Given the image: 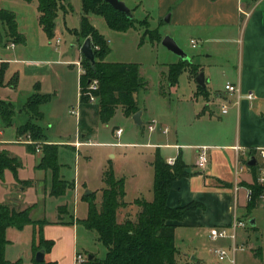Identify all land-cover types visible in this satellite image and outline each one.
Here are the masks:
<instances>
[{
	"label": "crops",
	"instance_id": "obj_1",
	"mask_svg": "<svg viewBox=\"0 0 264 264\" xmlns=\"http://www.w3.org/2000/svg\"><path fill=\"white\" fill-rule=\"evenodd\" d=\"M140 1L131 0L133 5L138 4ZM155 6L158 16L170 15V24L173 26L175 33L169 36L174 38L183 50L188 42L195 48L192 44L193 41L196 42V47L199 46L203 50L196 53L195 62L194 60L192 62L191 57L188 61L200 66L198 75L204 72L206 88H202L197 84L196 77L198 75L192 76L187 71L191 80L195 81L197 90L193 92L190 98L179 102L181 107L178 109L177 115L173 114L171 107H169V113L159 116L158 119L153 118L148 121L147 126L152 122H157L158 128L154 132L148 131V141L146 143L140 144L137 141L122 142L120 139L124 137V131L120 137L117 136V131L122 128L113 130L118 142H109V144H117L119 147L141 146L153 150L149 160L143 162L146 167L144 169L146 176L139 178V175H134L136 194L142 196L141 185L146 182L148 198L140 199L136 197L132 202H126L128 191L125 180L124 202L128 206L118 211V222L123 223L128 218L136 219L141 211V208L135 204L137 200L147 202L154 200V162L158 155L167 163L169 159H173L175 162L181 160L186 165L188 176L173 183L167 198V205L172 209L190 205H194L195 208L186 211L181 220L168 222L175 227L176 256L181 254L182 257L187 258V255H189L188 258L191 256V260H196V256L200 252L199 248H203V239L207 238L211 246L209 254L213 255L212 264H221L220 259L217 258L219 261L214 259L216 249H212L215 248L214 244L219 240L213 241L211 239L210 230L214 227L230 226L235 218L244 221L246 217L251 215L253 210H249L248 190H250V186L256 183L261 169H264V161L250 153L254 148H264V0H155ZM60 13L61 11L59 12L57 25L60 18H62ZM14 14L18 33L23 39L21 43L26 44V29H24L25 27L21 28L18 15ZM38 14L39 21V11ZM57 32L56 27V35ZM159 34L164 38L161 33ZM53 44H56V42L54 41ZM17 46L12 50L3 49L1 51L2 61L0 63L6 64L7 69L3 83L0 84V100L12 103L16 113L10 126L0 125V147L11 158L17 159L20 166L17 169V175H14L11 170H6L3 176L0 177V206H9L16 211L32 208L30 216L33 221L45 220L48 222L43 228V236L46 240H58L57 230L70 235L67 250L62 254V257L56 254L58 244L55 243L52 250L45 253V261L62 264L60 263L61 260L68 258L66 262L76 264L77 254L84 255V253L79 252L78 248V221L81 219L73 215L72 219L74 218L75 221L63 220L62 215L60 216V208H65V206H62L58 209L55 220L48 221L46 217V200L54 198L50 195L52 187H49V183L53 185V173L51 170L39 168L43 157V146L47 144L58 145L59 162L60 149L68 148L71 151L79 152L82 147L89 146L85 143L88 141L93 142L98 127L104 126L106 123L101 120L96 108L93 111L88 105L81 106L80 75L78 84L80 116L77 121V140L71 141L50 137L49 129L46 127L49 124L50 113L45 108L43 109V106L50 104L52 98L47 94L48 90L43 84L35 83L30 93L25 96L21 109H17L13 96L23 94L20 90L22 69L20 65L30 64L29 61L21 59V55H18L19 57L11 55V52L16 50ZM73 47L75 48V45ZM58 52L59 57L56 63L60 66L62 72L74 71L76 67L74 62L83 57L80 48L72 55L63 53L61 50H58ZM233 54L236 56L235 61L230 58ZM178 59V61L168 65L167 68L183 61L179 57ZM204 59L207 61L206 63ZM218 73L224 79L223 89L212 87L213 79ZM227 83L240 87L242 93L240 100L226 92L225 85ZM57 84L59 88L66 87L64 80L58 81ZM162 87L163 93L167 94L166 87H169L172 92L177 85L171 86L169 82L165 85L164 82ZM144 88L146 86L141 89ZM249 93L254 95L253 100L246 98ZM35 94L50 97L48 103L39 107V116L33 115L27 108L30 99ZM60 94H64V91ZM201 97L203 98L202 101H200ZM63 102L67 107L72 106L70 101L65 98ZM120 107L125 116L122 106H119L117 110ZM72 110L75 109L73 108L67 112L71 116H75L71 113ZM138 112H142V125H137L133 120V116ZM136 113L130 117H125L130 119L133 125L146 128L143 123L145 112L137 107ZM30 120L45 131L48 138L45 144L39 141L35 144L23 141V135L20 134L19 129ZM165 128L168 129L167 133L163 132ZM10 131L15 137L4 139L5 134ZM93 143L99 144L97 142ZM29 145L35 148V152L28 149ZM37 147H39V151H37ZM200 147H208L209 153V161L203 169L197 166L198 149ZM35 153L40 155L37 162L31 157ZM250 157L255 158L257 161L256 166H248ZM114 173L116 178L124 179V177L117 175L116 171ZM61 179L66 181L63 178ZM103 184V188L100 189V201H96L98 207L102 202L103 189L106 188L104 181ZM94 193L92 192V194ZM125 209L130 211L126 212L122 218ZM63 212H66V208L63 209ZM250 222H254L252 226L255 227L256 219H251ZM29 227H32L35 232L38 231V227L35 228L31 225L26 226L24 230ZM12 230L17 229L9 228L7 239ZM238 234L236 245L245 247V239H241ZM238 237L240 242H238ZM179 240H187L194 246V249L181 252L183 242ZM9 242L11 241L9 240ZM230 242V245H233L231 240ZM11 244L12 242L9 243V245ZM9 245L5 250L6 259ZM239 250L233 253L235 264H237L236 255ZM34 253H26L25 258H32L33 260ZM253 253L255 257L262 258L261 249H253Z\"/></svg>",
	"mask_w": 264,
	"mask_h": 264
},
{
	"label": "rangeland",
	"instance_id": "obj_2",
	"mask_svg": "<svg viewBox=\"0 0 264 264\" xmlns=\"http://www.w3.org/2000/svg\"><path fill=\"white\" fill-rule=\"evenodd\" d=\"M121 1L133 10V15L136 18L134 28L126 32L113 31L109 29L105 20L98 16H92V24L109 41L110 53L106 57L107 62L136 64L139 66L140 79L146 83V88L139 90L136 100L137 107L145 112L143 123L146 128L133 125L132 121L123 115V110L120 107L109 122L104 124V126L98 127L96 130L97 134L93 138V142L99 144L95 143L94 145L82 147L79 152L71 151L68 148L60 149V176L68 183H75V187H68L63 196L46 200V217L48 221L55 220L57 211L62 206L66 208V212L62 215L63 220L75 221L74 218L72 219L73 215L81 219L78 221V248L80 253H84L83 256L87 260L90 255H95L99 260H103L106 255V248L99 242L97 233L88 230L82 223L87 218L90 203L89 199H85V194L88 191L95 192V202L100 201V189L104 186L102 180L103 174L112 169L114 172L116 171L117 175L124 177L128 191L125 199L126 202H132L136 197L140 199L148 198L146 182L141 185L142 196L136 194L134 175H139V178L146 176L144 170L146 167L143 165V162L149 160L153 150L141 146L119 147L117 144H109V142H118L113 134V130L115 128L123 129L124 137L120 139L122 142L137 141L140 144L146 143L148 141V121L153 118L158 119L161 115H166L169 113V107H171L172 113L177 115L178 109L181 107L179 102L190 98L193 92L197 90L195 81L191 80L187 71H183L179 76L176 89H173L171 92L170 88L166 87L167 94L163 93L162 83L165 82V85H167L169 82L167 79L169 68L167 67L179 59L162 45V41L152 42L151 37H157L152 33L156 30L164 37L175 33L170 22L165 21L168 14L164 17L158 16L155 0H141L136 5H133L131 0ZM69 3L73 6L74 11L68 14H64V12L60 13L62 18L58 22V32L55 35V38L60 39L59 45L53 44L56 40L50 41L40 27L37 1L27 3L24 0H1L0 6L3 9L16 13L21 28L25 27L24 29H26V44L15 43L18 46L16 50L11 52V55H14V57L21 55V59H25L30 63L28 65H20L22 68L20 90L23 94L13 96L14 104L17 109H21L25 96L33 89L32 86L35 83L43 84L48 90L47 94L52 98L50 104L48 103L43 106V109L45 108L50 113L49 124L46 125L49 129L50 137L75 141L78 138L77 121L79 117L71 116L67 111L73 108L77 110L78 108L79 71L75 65L74 71L62 72L60 66L56 63L59 57L58 50L72 55L78 48L81 51V47L85 42L74 31L80 28L81 17L83 15L82 1H66L65 7H68ZM4 33L5 31L0 24L1 40ZM74 45L75 48L73 47ZM184 51L191 57L192 62L193 60L195 62L196 53L203 50L199 46L193 48L188 42V45L184 46ZM235 57L234 54L230 56L231 59ZM82 59L77 61H81ZM204 62L206 63L207 61L204 59ZM2 67L7 69L6 64L0 63V69ZM60 80H64L66 87H58L57 82ZM212 87L214 89H223L224 79L219 73L215 75ZM58 89L60 90L59 93ZM62 91H64V94H60ZM64 98L69 100L72 106L67 107L63 102ZM202 100L203 98L200 99V101ZM100 102L101 98H98L96 102L89 104L88 107L94 111V108L100 106ZM28 122L35 124L31 120ZM3 123L4 121L0 116V125H4ZM35 125L37 127L35 132L20 133L23 135V141L31 140L33 144L39 141L45 144L48 139L45 131L38 124ZM12 137H15V135L10 131L8 134H5L4 139H12ZM2 152L5 151L0 147V154ZM31 157L37 162L40 155L39 153H35ZM258 179L256 183L264 186V183L261 184ZM49 185V187H52L51 183ZM257 204L259 206L252 211L250 216L244 219L247 225L246 229H239L237 231L241 239H245L246 242L243 251L239 250L236 255L237 264H264V200L260 197ZM128 211L130 210L125 209L123 211L122 218ZM251 219H256L255 227L250 224ZM57 235L58 240H54V244H58L56 254L62 257V254L67 250L70 235L61 233L60 230L59 232L57 230ZM34 236L35 230L32 227L22 232L12 230L8 238L12 244L8 247L7 260L13 263L21 260L22 264H34L33 260L36 257L33 244ZM203 240V248H199L200 252L197 254L196 260H191V256L188 258L189 255H187V258H184L181 254H177L174 264H212L211 259L213 255L209 254L211 249L210 241L207 238ZM181 242H183L181 252L194 249V246L187 240H182ZM238 242H240L239 237ZM230 244V240H219L216 242L214 244L215 248L212 249H224L228 252V257L219 261V257L214 255V259L218 260L221 264H232L231 259L234 258V255L232 245ZM253 249H261L263 253L262 258L255 257ZM26 253H34L33 260L32 258L26 259ZM66 261H68V258H63L60 263L69 264ZM84 264H87V261Z\"/></svg>",
	"mask_w": 264,
	"mask_h": 264
},
{
	"label": "trees",
	"instance_id": "obj_3",
	"mask_svg": "<svg viewBox=\"0 0 264 264\" xmlns=\"http://www.w3.org/2000/svg\"><path fill=\"white\" fill-rule=\"evenodd\" d=\"M1 1V0H0ZM32 3L34 0H24ZM69 0H37L38 11L40 13L39 23L48 39L52 40L56 35L57 19L59 12L68 14L74 11L69 3L65 7V2ZM83 15L81 17L80 28L75 30V34L86 40L91 39L95 53L96 64H92L83 57L82 64L86 71L80 78L81 106L91 104L89 98L84 94L89 83L98 80L100 83L95 96L101 98L100 106L96 108L97 114L104 123L113 118L119 106L124 108V114L130 117L137 112L135 95L139 89L145 87L139 75V66L136 64H116L106 62V57L110 53L107 39L92 24V16H98L105 20L109 29L118 32H126L136 25V18H130L126 14L115 10L104 0H81ZM0 24L5 33L0 39V47L5 49L10 42L19 44L23 41L18 33V26L15 14L0 6ZM152 32L157 37H151L152 42H161L162 36L157 32ZM149 34V33H147ZM183 71H188L192 76H197L200 66L189 61H181L178 64L169 66L167 79L171 86H176L179 76ZM6 68L0 69V84H2ZM50 101L49 96L35 94L27 105L28 110L39 116V107ZM15 107L12 103L0 100V116L5 126H10L15 115ZM36 125L28 122L19 129L20 133L35 132ZM37 139V137H36ZM28 149L35 152V148L29 145ZM58 145H45L43 147V157L39 165L40 169L51 170L53 173V185L51 196L59 197L66 193L68 187L74 184L68 183L60 178V164L58 162ZM20 163L17 159L11 158L8 153L0 154V177L6 170H11L17 175ZM154 200L147 202L137 200L135 204L141 208L136 219H126L123 223L118 222V211L126 208L125 180L118 179L114 171L108 170L103 174V181L106 188L102 192V202L97 206L94 196L85 197L89 199L88 216L82 221L83 225L90 231H95L98 240L106 248V255L103 260L94 257L87 260V264H174L176 258L175 227L168 222L181 220L184 213L195 208L194 205L169 208L167 198L173 183L181 178L187 177L186 165L177 160L174 165H169L159 155L154 162ZM252 191V198L249 202V210L257 207L258 200L264 194V186L254 183L249 187ZM60 208V216L64 214ZM32 208L24 211H16L9 206H0V264H22L21 260L10 262L5 257L6 247L9 245L7 230L15 228L19 231L26 226L38 227L35 232L33 244L35 255L43 251L49 253L54 241L46 240L43 236V228L48 224L45 220L33 221L30 213ZM34 264H57L56 262Z\"/></svg>",
	"mask_w": 264,
	"mask_h": 264
},
{
	"label": "built area",
	"instance_id": "obj_4",
	"mask_svg": "<svg viewBox=\"0 0 264 264\" xmlns=\"http://www.w3.org/2000/svg\"><path fill=\"white\" fill-rule=\"evenodd\" d=\"M60 43V39L57 38L56 39V44L59 45ZM193 46L196 47V42H192ZM16 46V44L14 42H10L6 45L5 49L6 50H12L14 49ZM3 49L0 47V62L1 60V51ZM74 64L78 67V71H79V75L80 77L85 75L86 71L84 69V67L82 66V60L81 61H77L74 62ZM99 89V81L98 80H93L89 83L86 92L84 93L88 98H89V102L91 104H93L94 102H96L97 97L95 96V92L98 91ZM225 90L226 92L230 95V96H236L238 100H240V98H242V93H241V89L238 85H234L232 83H227L225 85ZM246 98L249 100H253L254 99V95L252 93H249L246 95ZM71 113L75 116H80V111L79 108H77V110H72ZM158 128V124L157 122H152L149 126H148V131L149 132H154L156 131ZM123 130L120 129L117 131V136L120 137L122 134ZM164 133L168 132V129L165 128L163 130ZM30 138V137H29ZM26 143H30L33 144V142L31 140L26 141ZM86 145H94V143L92 141H88L87 143H85ZM79 145V144H78ZM199 155H198V161H197V166L200 169H203L206 164L209 161V153H208V147H200L199 149ZM37 151H39V147H37ZM251 154H254L255 156H257L258 158H260L261 160L264 161V148H254L251 150L250 152ZM168 164L169 165H174L175 164V160L173 159H169L168 160ZM259 182L262 184L264 183V169H261L260 171V176H259ZM252 198V191L248 190V200L251 201ZM261 199L264 200V194L261 196ZM246 223L238 218H235L234 221L232 222V224L230 226H222V227H214L210 230V237L213 241H218V240H231L233 242L232 245V251L233 253H235L236 251H238L239 249H244V247H239L236 245V237H237V231L239 229H245L246 228ZM215 255L217 257H219L220 260L228 257V252L224 249H216L215 250ZM87 261L86 257H84L81 254H77L76 256V264H84ZM231 263L235 264V259H231Z\"/></svg>",
	"mask_w": 264,
	"mask_h": 264
},
{
	"label": "water",
	"instance_id": "obj_5",
	"mask_svg": "<svg viewBox=\"0 0 264 264\" xmlns=\"http://www.w3.org/2000/svg\"><path fill=\"white\" fill-rule=\"evenodd\" d=\"M107 4L111 5L115 10L126 14L128 17L133 18L132 10L121 0H104ZM166 22H170V15L165 19ZM162 45L168 49L171 53L178 56L183 61L190 60L189 55L178 45L174 38L171 36H165L162 40ZM81 53L91 64L94 66L96 64L95 53L92 47L91 39H86L81 47ZM196 82L202 88H206V78L204 72H201L196 77ZM142 112H138L133 116V120L137 125H142L141 120ZM257 165V161L254 157H250L248 160V166L253 167ZM92 192H86L85 197L91 196ZM251 225H254V222H250ZM94 255L88 256L89 260L94 259ZM35 261L37 263H43L45 261V252L40 251L36 254Z\"/></svg>",
	"mask_w": 264,
	"mask_h": 264
}]
</instances>
